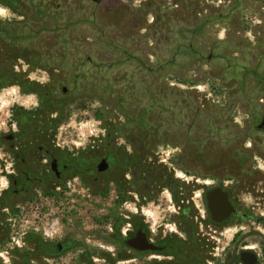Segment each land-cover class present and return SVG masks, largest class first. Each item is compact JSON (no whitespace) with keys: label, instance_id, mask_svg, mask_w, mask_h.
<instances>
[{"label":"rangeland","instance_id":"374dc122","mask_svg":"<svg viewBox=\"0 0 264 264\" xmlns=\"http://www.w3.org/2000/svg\"><path fill=\"white\" fill-rule=\"evenodd\" d=\"M5 28L18 38L6 37ZM4 48L29 82L59 80L70 91L50 141L92 145L106 134L103 126H125L113 140L121 151L143 141L151 157L166 151V159L177 143H219L226 158L252 156L251 116L264 110L257 105L264 99V0H0ZM17 90L0 93L2 122L14 100L32 113L38 106L34 92L19 98ZM77 197L81 217L69 223L56 205L47 221L39 203L18 223L15 242L2 243L9 260L0 264H122L80 256L92 249L111 254L116 244L97 228L95 214L92 226L83 213L90 192L82 186ZM234 232L227 229V242ZM42 237L66 251L44 258ZM72 239L79 249L67 248ZM12 249L17 259L5 254ZM30 250L33 259L22 262L19 254Z\"/></svg>","mask_w":264,"mask_h":264},{"label":"flooded vegetation","instance_id":"af4514ba","mask_svg":"<svg viewBox=\"0 0 264 264\" xmlns=\"http://www.w3.org/2000/svg\"><path fill=\"white\" fill-rule=\"evenodd\" d=\"M14 73V62L0 61V93L16 88L19 98L32 95L28 79L19 83ZM13 102L3 122L0 112V251L2 243L15 242L18 223L39 203L47 221L55 205L67 223L80 220L77 196L84 186L91 204L83 213L92 226L95 214L97 228L116 244L111 254L85 251V260L97 255L122 264H264V110L251 116L249 159L226 158L219 143L189 142L175 144L165 159L166 151L147 158L143 141L127 142L122 151L116 142L105 149L50 141L48 113L42 111L43 131L35 132L32 110ZM257 102L264 105V99ZM103 159L107 171L98 173ZM230 227L235 232L227 242ZM39 244L46 259L66 251L45 237ZM67 244L81 247L76 239ZM15 252L5 254L17 259ZM32 252L20 253V260H32Z\"/></svg>","mask_w":264,"mask_h":264},{"label":"trees","instance_id":"16d2710c","mask_svg":"<svg viewBox=\"0 0 264 264\" xmlns=\"http://www.w3.org/2000/svg\"><path fill=\"white\" fill-rule=\"evenodd\" d=\"M3 34L10 38L11 40H14L18 38L15 30L10 28H5L3 31ZM15 57L11 54L10 51H7L6 48L0 50V61L1 62H14L15 66ZM14 72V71H13ZM17 81L20 83L25 78L20 73H14ZM5 79V76L2 78ZM31 92H34L37 95L38 98V106L35 109V111L32 113L33 115V121H34V131L42 132L43 131V125H42V111H46L48 113V127L46 129V133L50 138H52L55 135V131L58 128V126L63 122L65 113L67 108L70 106L68 95L70 94V91L62 87L60 85V81H55L54 84L48 85L46 87H38L33 82H29ZM63 89H66V92L63 93ZM40 112V113H38ZM55 114L54 118H51L52 115ZM40 117V118H39ZM140 118V117H139ZM105 130V135L102 139L96 140L94 143L96 144L95 147H98V145H103L104 148H107V144L110 142H113L115 139V135L119 136L124 132V127L119 126H111L108 125L103 126ZM151 152L149 148H146V157H151ZM106 157V154H105ZM41 248V245L38 244V249Z\"/></svg>","mask_w":264,"mask_h":264},{"label":"water","instance_id":"95a60500","mask_svg":"<svg viewBox=\"0 0 264 264\" xmlns=\"http://www.w3.org/2000/svg\"><path fill=\"white\" fill-rule=\"evenodd\" d=\"M91 1L93 3H95V4H98V3H100L103 0H91ZM65 92H66V89H63V93H65ZM107 168H108V164H107L106 160L103 159L97 165V172L98 173L106 172L107 171Z\"/></svg>","mask_w":264,"mask_h":264}]
</instances>
